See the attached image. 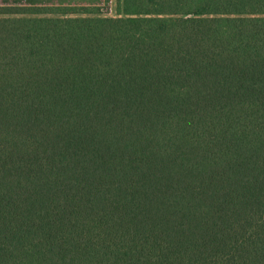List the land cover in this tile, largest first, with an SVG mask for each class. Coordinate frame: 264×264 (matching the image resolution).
Instances as JSON below:
<instances>
[{"label":"trees","instance_id":"obj_1","mask_svg":"<svg viewBox=\"0 0 264 264\" xmlns=\"http://www.w3.org/2000/svg\"><path fill=\"white\" fill-rule=\"evenodd\" d=\"M0 264H264V0L0 5Z\"/></svg>","mask_w":264,"mask_h":264},{"label":"crops","instance_id":"obj_2","mask_svg":"<svg viewBox=\"0 0 264 264\" xmlns=\"http://www.w3.org/2000/svg\"><path fill=\"white\" fill-rule=\"evenodd\" d=\"M107 0H67V2L70 3H77L81 6H95V5H100L106 2ZM112 3H114L115 7L118 4V0H111Z\"/></svg>","mask_w":264,"mask_h":264},{"label":"rangeland","instance_id":"obj_3","mask_svg":"<svg viewBox=\"0 0 264 264\" xmlns=\"http://www.w3.org/2000/svg\"><path fill=\"white\" fill-rule=\"evenodd\" d=\"M24 4V0H0V5H6V4Z\"/></svg>","mask_w":264,"mask_h":264}]
</instances>
